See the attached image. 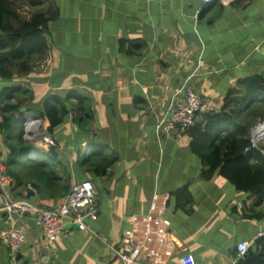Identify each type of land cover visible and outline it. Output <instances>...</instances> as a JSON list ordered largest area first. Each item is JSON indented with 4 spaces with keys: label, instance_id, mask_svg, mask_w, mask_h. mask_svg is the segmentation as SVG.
Returning <instances> with one entry per match:
<instances>
[{
    "label": "crops",
    "instance_id": "0c3cea01",
    "mask_svg": "<svg viewBox=\"0 0 264 264\" xmlns=\"http://www.w3.org/2000/svg\"><path fill=\"white\" fill-rule=\"evenodd\" d=\"M7 2L23 20L34 14L51 19L45 55L33 58L25 72L0 78V90L29 92L14 115L17 123L39 119L47 131L42 110L48 98L75 114L88 109L92 116L84 128L67 116L50 134L53 148L26 142L33 156L13 170L17 192L53 209L74 183L88 180L97 191L98 208L97 220H86L85 230L68 222L53 242L26 222L18 264H118L113 249L130 216L147 212L154 191L168 194L165 216L184 249L166 264H180L184 253L194 264H239V241L259 251L264 215L249 216L264 214V200L236 190L221 176L206 179L207 167L191 151L189 137L157 138L154 128L155 114L165 110L188 76V85L210 101L214 112L238 77L264 76V0H249L245 7L242 0L222 5L201 0ZM242 98L243 93L235 94L230 110H241ZM182 187L191 199L178 205L174 193ZM4 220L17 224L0 213V230ZM0 264H14L1 242Z\"/></svg>",
    "mask_w": 264,
    "mask_h": 264
},
{
    "label": "trees",
    "instance_id": "16d2710c",
    "mask_svg": "<svg viewBox=\"0 0 264 264\" xmlns=\"http://www.w3.org/2000/svg\"><path fill=\"white\" fill-rule=\"evenodd\" d=\"M242 1L245 7L249 0ZM216 2L222 5L217 0L211 3ZM50 22L51 19L44 14H34L29 20H23L7 0H0L1 79L8 80L16 72H25L30 68L29 63L33 58L45 55L48 49L45 33ZM28 93L18 87L0 90V135L3 140L0 142V158L12 178V194L30 200L28 192H17L19 180L13 171L27 157L28 149L31 148L23 140L22 124L17 123L14 117L19 111V104L25 99L23 95ZM237 93H243V108L235 112L229 107ZM222 100L223 106L218 112L210 111L198 116L195 124L180 136L190 138L191 151L207 167L206 179L221 176L236 190L264 200V158L260 153V149L264 150V143L259 148L245 151L249 147L250 129L264 121V76L238 77ZM42 112L49 121V135L69 114H72L73 123L80 128L87 127L92 120L88 109L80 108L75 114L53 98L44 102ZM62 190L63 194L68 191L67 187ZM174 196L178 205L191 199L186 187L179 188ZM263 215L255 213L249 217L262 219ZM257 246L264 258V237L257 241ZM253 254L249 251L247 257Z\"/></svg>",
    "mask_w": 264,
    "mask_h": 264
},
{
    "label": "built area",
    "instance_id": "2783aa9c",
    "mask_svg": "<svg viewBox=\"0 0 264 264\" xmlns=\"http://www.w3.org/2000/svg\"><path fill=\"white\" fill-rule=\"evenodd\" d=\"M214 0H201L202 5ZM228 4L230 0H217ZM188 76L182 86L170 97L165 110L155 114V135L157 138L180 136L192 127L198 116L212 111V106L202 94L188 85ZM70 116V114H69ZM23 140L32 145L50 149L55 141L41 130L39 119H22ZM41 135H38V132ZM264 143V121L255 124L249 133V147L259 148ZM264 158V150L260 149ZM33 151L27 154L32 157ZM12 178L0 158V213L13 217L17 224L4 220L5 227L0 230V242L7 249L10 261L18 264L20 250L27 237V216H32L48 242L58 240L68 222L76 224L79 231L86 229L85 221H95L98 217L97 191L91 181L84 180L74 183L64 202L53 209L35 205L23 198H15L11 192ZM30 185H28L29 187ZM168 194L154 191L145 214L130 216L129 227L122 231L118 244L113 249L118 264H166L178 249L184 251L181 244L170 230L171 222L165 216ZM264 233L257 234L258 238ZM250 243L239 241L235 245V259L243 261L249 252ZM179 250V251H180ZM180 264H194L193 257L184 253L179 259Z\"/></svg>",
    "mask_w": 264,
    "mask_h": 264
},
{
    "label": "water",
    "instance_id": "95a60500",
    "mask_svg": "<svg viewBox=\"0 0 264 264\" xmlns=\"http://www.w3.org/2000/svg\"><path fill=\"white\" fill-rule=\"evenodd\" d=\"M27 222H28V224H32V225L35 224V221L33 219H29ZM64 227H66V225ZM76 227H77L76 224H74V228H76ZM239 264H264V258L262 257V251L259 250L258 252L254 253L253 255L246 257Z\"/></svg>",
    "mask_w": 264,
    "mask_h": 264
},
{
    "label": "rangeland",
    "instance_id": "374dc122",
    "mask_svg": "<svg viewBox=\"0 0 264 264\" xmlns=\"http://www.w3.org/2000/svg\"><path fill=\"white\" fill-rule=\"evenodd\" d=\"M38 135H41V132H40V130H39V132H38Z\"/></svg>",
    "mask_w": 264,
    "mask_h": 264
}]
</instances>
